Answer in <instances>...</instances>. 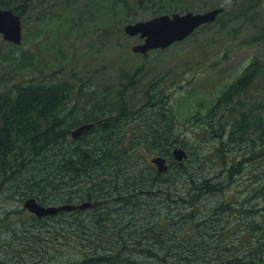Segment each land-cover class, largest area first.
Returning <instances> with one entry per match:
<instances>
[{
	"label": "trees",
	"instance_id": "obj_1",
	"mask_svg": "<svg viewBox=\"0 0 264 264\" xmlns=\"http://www.w3.org/2000/svg\"><path fill=\"white\" fill-rule=\"evenodd\" d=\"M28 2L0 0V8L24 15ZM183 2L126 6L144 3L157 15L191 8ZM263 2L233 0L234 15L248 17ZM259 28L262 39L264 16ZM261 76L264 61L255 56L213 106L193 113L198 130L219 141L208 165L182 138L178 129L188 127L177 126L182 111L163 87L144 86L134 106L123 85L99 103L96 89L56 70L12 83L0 93V195L92 205L43 216L26 208L29 217L19 221L13 209L3 211L0 264H264V183L248 188L256 203L224 193L250 164L264 170V87L251 91ZM86 122L96 123L72 136ZM175 145L192 154L188 165V156L182 163L174 156ZM152 152L170 159L167 169L149 160Z\"/></svg>",
	"mask_w": 264,
	"mask_h": 264
},
{
	"label": "rangeland",
	"instance_id": "obj_2",
	"mask_svg": "<svg viewBox=\"0 0 264 264\" xmlns=\"http://www.w3.org/2000/svg\"><path fill=\"white\" fill-rule=\"evenodd\" d=\"M127 3L128 0H29V9L21 15L22 42L8 41L0 33V93L18 80L38 76L42 70H56L70 83L96 89L99 103H108L112 91L123 85L129 104L135 106L142 102L143 87L155 84L163 87L171 95V105L182 111L177 126L188 129L178 130L193 156L206 158L208 165L211 157L218 154L219 141L198 130L202 124L193 113L213 106L217 96L255 56L264 61V38H260L259 28L264 2L248 17H242L234 15L233 0H184L180 8L190 5L188 10L202 12L222 6L223 16L166 48H153L146 54L133 49L143 38L128 34L124 26L155 15L144 3L126 6ZM136 69H141V74L128 79L127 73ZM258 79L251 91L264 87V77ZM186 112L189 115L184 116ZM156 154L152 152L149 160ZM192 154L185 159L187 165ZM262 161L264 165V157ZM254 165L250 164L224 189L226 199L256 203L255 193L248 188L257 185L259 179L264 183V170L254 169ZM23 202L24 199L0 195V216L13 209L12 220L29 217ZM263 204L261 201L258 206ZM225 217L229 218L228 213Z\"/></svg>",
	"mask_w": 264,
	"mask_h": 264
},
{
	"label": "water",
	"instance_id": "obj_3",
	"mask_svg": "<svg viewBox=\"0 0 264 264\" xmlns=\"http://www.w3.org/2000/svg\"><path fill=\"white\" fill-rule=\"evenodd\" d=\"M222 10V6H216L202 12L188 10L185 12L161 13L147 19L128 22L125 24L124 29L130 35L139 34L143 38V41L135 44L133 49L146 54L150 49L166 48L175 41L186 38L202 24L215 21ZM0 33L6 40L20 44L23 39L21 14L11 7L0 8ZM95 123L80 124L71 130L72 136H77L85 129L94 126ZM173 153L181 163L188 155L186 148L181 145H175ZM151 160L160 171L168 168V159L163 154H156ZM23 205L30 212L43 216L56 213L61 209L86 208L91 206L92 202L44 204L36 197H27L24 199Z\"/></svg>",
	"mask_w": 264,
	"mask_h": 264
}]
</instances>
